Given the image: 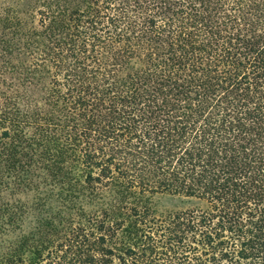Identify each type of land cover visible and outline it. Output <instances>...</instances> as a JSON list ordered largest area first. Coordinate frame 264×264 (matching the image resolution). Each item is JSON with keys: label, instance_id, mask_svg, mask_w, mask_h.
<instances>
[{"label": "trees", "instance_id": "obj_1", "mask_svg": "<svg viewBox=\"0 0 264 264\" xmlns=\"http://www.w3.org/2000/svg\"><path fill=\"white\" fill-rule=\"evenodd\" d=\"M10 235L0 264H264V0H0Z\"/></svg>", "mask_w": 264, "mask_h": 264}, {"label": "rangeland", "instance_id": "obj_2", "mask_svg": "<svg viewBox=\"0 0 264 264\" xmlns=\"http://www.w3.org/2000/svg\"><path fill=\"white\" fill-rule=\"evenodd\" d=\"M153 209L156 211V214H167L174 213L178 211H184L196 207H202L203 204L195 201L193 199H186L183 197L170 195V194H159L155 195L152 198ZM14 235L4 237L3 240H0V251L6 243L12 240Z\"/></svg>", "mask_w": 264, "mask_h": 264}]
</instances>
